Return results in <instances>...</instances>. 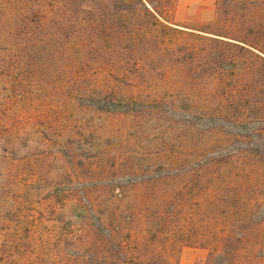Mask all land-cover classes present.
Listing matches in <instances>:
<instances>
[{
    "label": "trees",
    "instance_id": "16d2710c",
    "mask_svg": "<svg viewBox=\"0 0 264 264\" xmlns=\"http://www.w3.org/2000/svg\"><path fill=\"white\" fill-rule=\"evenodd\" d=\"M165 3L0 0V253L264 264V0Z\"/></svg>",
    "mask_w": 264,
    "mask_h": 264
},
{
    "label": "rangeland",
    "instance_id": "374dc122",
    "mask_svg": "<svg viewBox=\"0 0 264 264\" xmlns=\"http://www.w3.org/2000/svg\"><path fill=\"white\" fill-rule=\"evenodd\" d=\"M216 1L217 0H166L164 16H167L172 22L181 25L195 27L197 29L212 28L210 22L214 19ZM44 109L45 106H43L41 102L37 109H33L30 114L31 116L36 117V112L40 115V113H42L41 111H45ZM26 115L28 116V113H25L24 119L19 121L23 126L25 124V127H30V116L26 117ZM27 118L29 120H27ZM33 136L34 135L30 138H33ZM9 205H12L11 199H9L7 203H0V210H3ZM17 224V222L13 221L2 222L0 224V236L3 237L1 238L4 239L6 237L5 234L12 236ZM15 238L16 237L13 235V237H10L9 239L14 240ZM34 250H36V248H34ZM26 254V257L23 258V251L18 252L15 247L7 248L6 251L0 253V264H40L37 260V256L41 257L40 254L35 255L36 259L34 258L33 261L31 259V253L26 252ZM173 257H175L178 264H203L206 258V250L191 245H183L178 251H175L172 258Z\"/></svg>",
    "mask_w": 264,
    "mask_h": 264
}]
</instances>
